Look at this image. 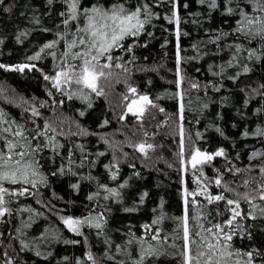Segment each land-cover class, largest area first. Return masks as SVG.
Wrapping results in <instances>:
<instances>
[{
    "label": "trees",
    "instance_id": "16d2710c",
    "mask_svg": "<svg viewBox=\"0 0 264 264\" xmlns=\"http://www.w3.org/2000/svg\"><path fill=\"white\" fill-rule=\"evenodd\" d=\"M84 2L87 3L88 0ZM127 2L132 4L136 3V0H127ZM149 2L153 5L152 11L156 15L151 17V23L146 25V30L154 35L150 37L142 34L138 38L139 46L134 49L136 61L131 66L133 72L130 80L141 92L159 97L156 103L165 109L164 113H155L156 119L144 125L150 134L155 132V136L149 142L158 145L155 153H150L151 160L144 161L139 153L129 147L130 143L144 139L142 133L137 131V122L131 117L125 122L117 119L121 111V94L125 93L127 87L123 82H114L110 90L106 88L109 93L107 98L93 95L92 108H87V102L80 99L67 100L55 91L53 96L48 95L50 83L43 79V74H52L54 65L58 61L44 53L41 54L40 61L33 62L43 70L42 72L26 70L20 73L0 70V111L3 112L4 118L26 124L31 130L32 125L28 122L30 112L25 113V108H30L33 104L39 108L41 102L47 101V107L39 108L42 118H36L37 123L42 125L44 120L52 121L56 117L67 118L87 131L85 135L73 136L70 132L77 130L76 124L64 127L63 131L66 134L57 137L59 143L65 145L64 148L59 149L60 156L51 149H45L36 157L40 161V171L45 175L55 171L59 166H63L66 172L70 167L77 175L73 176L70 172L55 178L48 175L47 185L38 184L37 188L33 189L32 196L14 198L9 205L13 208L14 214L0 220V233H4L0 236V253L7 252L13 264H75L76 260L83 259L89 250L99 259L100 264H113V261H109L104 256L105 251L115 255L117 260L124 259L131 264L128 255L115 253L114 249H109L105 245V240L123 247L127 245L129 239H132V234L136 237L144 236L141 225L150 223L160 215H163L164 219L155 227H159L161 234L167 235L169 240L163 245L157 242L151 243L170 253L176 251L171 248V244L174 242L172 237L177 224L170 217L182 214L183 185L178 171L177 156L178 124L173 118L164 127L155 128L157 122L172 117L177 110V102L170 95L177 91L175 84L172 83L176 79V39L172 26L163 18L170 13L171 6L160 4L159 0H149ZM181 3L188 5L186 10L181 8V16L185 20L182 31L188 32L189 35L182 37L180 41L183 49L181 55L185 58L182 68L188 83L196 81L201 85L212 84L215 87L223 85L219 92H216L214 87L201 88L198 91L188 87V83L184 85L187 93L186 136L189 131L192 133L200 131L203 138L198 146L209 152L224 147L232 158L239 154L240 159L234 160V163L243 167L248 164L247 155L253 149L264 151V140L255 136L245 138L241 135L246 128L255 131L257 126L264 127V111H256L258 108H264V99L259 93H252V89H259L260 85H264V55H262L264 42L259 38L245 39L243 33H236L237 17L222 15L221 12H210L197 0H181ZM6 7L12 8L11 14L3 12V8ZM64 7L60 0H55L52 6H48L46 0H6L5 3L0 4V39L4 40V43L0 44V63L5 65L25 63L28 56L34 55L44 43L54 39L58 30L57 25L60 23L57 13L63 11ZM197 13L199 15H196ZM250 14L259 15L257 12ZM33 17L39 18L40 23L36 24ZM44 29L50 31L45 32ZM20 32H26L27 35L21 37V42L18 43L15 37ZM217 35L221 36V40L213 43ZM165 41L168 43L165 44ZM128 43H131V40ZM236 44L242 46L239 53L235 50ZM193 45L197 47L193 48ZM253 48L260 59L255 57L248 59L247 53ZM229 61H232L231 66ZM245 65L251 69L250 72H243ZM237 74H239L237 79H229L236 77ZM246 98L250 99L251 103L244 107ZM54 99H64L66 102L62 107H56L53 105ZM205 103L208 104L207 109L203 108ZM81 110L85 111L83 117L78 115ZM105 118L110 123L100 127ZM197 120H199L198 124ZM217 126L221 128L224 136L215 131ZM102 138L110 142H119L122 151L128 153V157L125 158L121 152H116L120 160V176L116 181L109 178L110 174L104 168V165L109 164L113 159V149L105 144ZM38 142L34 141L33 144ZM76 145L84 146L83 154ZM69 151L74 161L72 164H69ZM101 151L106 155L98 157L97 153ZM133 162L136 163L139 176L133 175V169L128 166ZM169 164L172 168L168 167ZM224 167H226L225 160L217 158L215 168ZM204 172L206 177H211L214 175V168L206 167ZM87 177L92 179H86ZM226 178L232 180L231 176ZM186 179L188 188L195 189L196 184L191 171ZM123 180H128V185L120 190L121 198L110 197L104 200L103 196L107 193L98 186L107 184L109 187H118ZM72 183H79L80 188L72 189L70 187ZM98 190L100 197L89 201L87 196ZM240 190H243L242 187ZM144 191L149 195L140 205L138 198ZM212 191L219 190L213 187ZM38 200L42 203L38 204L36 202ZM45 204L49 206L44 207ZM134 205L138 207V211L132 213L123 211L125 207ZM245 207L247 208L246 205ZM23 208L35 209L43 215L36 216L32 212L19 211ZM206 208L210 209L212 206L206 205ZM99 212H105L107 220L101 235H97V229L85 227L84 237L78 236L70 232L61 220L62 216L84 217ZM225 218H227L226 213L218 219ZM201 222L207 224L205 220ZM26 223H31V227L25 228ZM240 223L241 227L251 224L252 227L248 228V231L252 235L248 237L241 233L233 237L229 242L231 250L239 251L241 256L234 255L232 259H239L241 264H244L247 257L243 254L253 251L254 264H264V221L243 220ZM16 228H20L21 232L17 233ZM237 231L240 232V229ZM41 234L45 237L43 242L38 241ZM144 239H147V236H144ZM21 240L29 244L28 249L21 251ZM64 240H80L81 243L64 244ZM175 243L179 244L178 241ZM37 250L41 252L39 257L35 255ZM126 251L132 258H137L139 243L127 246ZM256 251L262 255L255 256ZM65 256L69 257L68 261L63 259ZM149 262L180 264L179 259L172 254L155 258L147 257L145 264ZM0 264H3L2 259Z\"/></svg>",
    "mask_w": 264,
    "mask_h": 264
},
{
    "label": "snow or ice",
    "instance_id": "6c2138e0",
    "mask_svg": "<svg viewBox=\"0 0 264 264\" xmlns=\"http://www.w3.org/2000/svg\"><path fill=\"white\" fill-rule=\"evenodd\" d=\"M6 0H0V4ZM55 0H46L48 6H52ZM65 6L63 11L57 13L60 17V23L57 25L55 38L44 43L43 46L34 55L26 58L27 62L15 65H5L0 63V70L14 71L23 73L28 71H43L38 68L34 61L42 59V53L52 57L58 62L54 65L52 74H43V79L50 83L48 95L53 96L54 91L60 93L67 100L74 98L87 102L86 107L92 108L91 98L96 97L107 98L108 92L114 82H123L126 84L125 93L121 94V111L117 115L120 122H125L129 117L137 122V131L142 133L144 139L139 142L130 143L129 147L140 154L144 161L152 159L150 153H155L158 145L149 142L155 136V132L149 133L145 128V123L155 120V113H164L165 109L160 107L156 101L159 97H152L148 93L141 92L138 86H135L131 80L133 72L132 65L135 64L136 57L134 54L135 47L138 45V38L142 34L153 36L152 32L146 30V25H150L151 17L156 15L153 11V5L149 0H136V3L129 4L127 0H60ZM160 4H168L171 6L170 13L163 18L172 26L176 39V79L172 83L175 84L177 91L171 93L173 99L177 102V110L172 117H168L164 121L155 124V128L159 129L175 118L178 127L179 136V152L177 153L179 168L181 174L182 188V214L173 219L177 228L172 237V249L174 252L162 250L157 247V242L163 245L169 240L167 235H162L159 227L164 219L163 215L152 219L150 223L141 225L144 230V236L136 237L132 234V239L127 241V245L111 244L109 240H105V245L109 249H114L115 253L128 255L131 264H145L147 257H158L161 255H175L180 264H241L239 259L233 260L232 257L241 256L239 251L231 250V242L234 236L241 233L251 237L252 233L248 231L252 225L241 227V221H264V151L253 149L248 155V164L243 167L234 163L240 159L239 154L236 157H230V154L224 147H219L215 151L209 152L207 149L201 148L199 141L203 138L200 131L194 133L188 132L186 136V101L187 95L184 85L188 83L183 73L182 64L185 58L181 55L183 49L180 41L184 36L189 35L188 32L182 31V24L185 20L181 16V8L187 9V4H182L181 0H159ZM204 5L210 12H221L222 15L237 17L236 33H243L245 39L259 38L264 42V0H197ZM3 12L12 13V8H3ZM251 12H257L259 15H252ZM23 15V14H22ZM196 15H199L197 13ZM36 24L40 23L39 18L33 17ZM45 32L50 31L44 29ZM26 32H20L15 37L16 41L21 42V37L26 36ZM131 40V43L128 41ZM221 40V36L217 35L213 43ZM4 40L0 39V44ZM168 41H165L167 44ZM146 47V45H144ZM164 45H162L163 47ZM196 48V45L192 46ZM240 44L235 45L237 53L241 51ZM117 51L119 54H117ZM264 55V53H262ZM248 59L257 56L256 50L253 48L247 53ZM130 57V59L128 58ZM236 57L234 56L233 59ZM195 59V58H193ZM232 61H229L231 66ZM118 70V71H117ZM145 70V69H140ZM199 71V69H197ZM251 69L246 65L243 66V72L248 73ZM218 75V73H214ZM229 77V79H237ZM151 83V81H149ZM191 89L201 90V88L214 87L216 92L220 91V87L212 84L201 85L199 82L193 81L188 83ZM244 91V89H241ZM252 93H259L264 99V85H260L259 89H252ZM27 103V101H23ZM64 99H54L53 105L62 107L65 104ZM190 103V101L188 102ZM251 103L250 99L244 100V107ZM47 107V101L41 102L39 108ZM34 104L30 108H25V113L30 112L28 122L31 123L32 129L29 130L26 124H21L15 120L4 118V114L0 111V220L14 214V210L10 207V203L14 198L32 196L33 189L38 184L47 185L48 175L55 178L58 175H67L68 172L75 176L77 173L72 172L69 167L67 172L63 166H59L55 171L48 175L40 171V161L36 158L37 154L45 149H51L52 152L60 156L59 149L65 147L59 143L57 137L64 136V127L76 124L75 121H69L67 118L49 121L44 120L42 125L37 123L36 118H42V113ZM203 108L207 109L208 104H203ZM257 112L264 111V108L256 109ZM80 117L85 115V111L78 112ZM110 121L105 118L100 127L108 125ZM199 123V120L196 121ZM57 125V126H54ZM235 127V125H233ZM58 128L60 129L58 131ZM77 130L70 132L71 135H85L87 131L76 124ZM215 131L224 136L220 127H215ZM241 135L245 138L255 136L264 140V127L257 126L255 131L245 129ZM193 136L195 139H193ZM105 144L113 149V159L109 164H105L104 168L109 172V178L116 181L120 176V160L116 155L119 151L127 158L128 153L122 151L119 142L109 141L102 138ZM34 141H39L33 144ZM76 148L83 154L85 149L83 145H76ZM106 153L101 151L97 153L98 157L105 156ZM72 153L69 151V164L74 163L71 159ZM217 158H223L226 167L223 169L215 168ZM86 160L87 157L85 156ZM94 163V162H93ZM83 161L81 162V167ZM133 169V175L139 176L136 171V163L128 165ZM172 168V165H168ZM206 167L214 168V175L206 177L204 169ZM191 171L194 177L195 189H189L186 179ZM231 176L232 180L226 177ZM86 179H92L87 177ZM8 185V186H5ZM128 185V180H123L118 187H109L107 184H100L107 195L103 196L104 200L110 197L121 198V189ZM70 187L74 190L80 188L79 183H72ZM215 187L219 191L213 192ZM242 187L243 190H240ZM148 192L144 191L138 198V203L142 205ZM100 197V191L93 192L87 196L89 201ZM202 198V199H201ZM38 204L42 201H36ZM206 205L212 208H206ZM247 206V208L245 207ZM49 205L45 204L44 207ZM19 211L32 212L36 216L43 215L35 209L23 208ZM124 212L132 213L138 211L137 206L125 207ZM227 214V218L218 219ZM211 217V219H209ZM31 220V217L29 218ZM61 220L64 226L78 236L84 237L83 229L95 228L98 230L97 235H101L107 224L105 212L90 214L84 217L62 216ZM201 220L207 221V224ZM24 227H31V223L24 224ZM240 229V232L237 231ZM17 233L21 232L20 228H16ZM4 233H0L3 236ZM44 235L38 238L39 242H43ZM178 241L179 244L175 243ZM64 244H80V240H64ZM139 243V253L137 258H132L127 253V246ZM21 251L29 248V244L23 240L20 241ZM145 245H147L145 247ZM37 257L41 256V252H35ZM51 255V253H49ZM247 257L244 264H254V253L248 251L243 254ZM259 251L255 252V256H261ZM104 256L113 261V264H128L124 259L117 260L115 255H110L109 251L104 252ZM0 259L3 264H13V260L8 256L7 252L0 253ZM68 261L69 257L63 258ZM100 264L99 259L91 250L87 251L83 259H77L75 264ZM151 264V262H149Z\"/></svg>",
    "mask_w": 264,
    "mask_h": 264
}]
</instances>
